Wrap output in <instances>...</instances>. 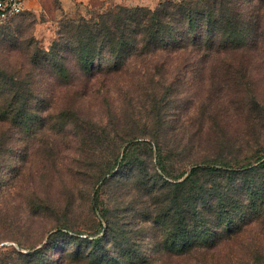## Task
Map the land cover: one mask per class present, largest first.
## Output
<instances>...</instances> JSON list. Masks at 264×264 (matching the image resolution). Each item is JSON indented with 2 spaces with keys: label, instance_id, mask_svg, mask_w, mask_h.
I'll list each match as a JSON object with an SVG mask.
<instances>
[{
  "label": "rangeland",
  "instance_id": "rangeland-1",
  "mask_svg": "<svg viewBox=\"0 0 264 264\" xmlns=\"http://www.w3.org/2000/svg\"><path fill=\"white\" fill-rule=\"evenodd\" d=\"M233 4L249 28L212 49L102 54L89 71L75 56L82 12L24 10L0 26V264H86L63 254L69 233L101 235L107 220L120 236L103 238L100 264H264V190L237 233L181 255L152 254L155 222L137 211L160 160L174 173L264 160V0Z\"/></svg>",
  "mask_w": 264,
  "mask_h": 264
},
{
  "label": "trees",
  "instance_id": "trees-1",
  "mask_svg": "<svg viewBox=\"0 0 264 264\" xmlns=\"http://www.w3.org/2000/svg\"><path fill=\"white\" fill-rule=\"evenodd\" d=\"M233 2L160 0L154 8L117 5L105 11L88 10L78 14L84 20L75 28L76 60L82 70L89 71L101 68L102 62L97 61L102 54L114 63H121L132 55L142 56L167 48L179 50L189 44L200 46L202 40L206 41L207 49H212L218 41L238 36L242 24L249 28L247 13L234 10ZM158 164V169L152 167V173L138 186L140 204L147 205L137 209L140 223L152 220L157 228L151 239L155 247L152 254L181 255L195 247L212 246L224 233L230 237L252 218L254 201L264 190L256 172L264 168V160L239 169L204 162L178 173L162 160ZM259 202L263 204L264 200L260 198ZM163 222L169 230L161 235L158 225ZM110 233L115 240L120 236L108 220L105 231L95 237L81 236L82 232L71 230L69 238L76 248L64 250L63 254L70 262L104 263L107 249L103 238Z\"/></svg>",
  "mask_w": 264,
  "mask_h": 264
},
{
  "label": "crops",
  "instance_id": "crops-1",
  "mask_svg": "<svg viewBox=\"0 0 264 264\" xmlns=\"http://www.w3.org/2000/svg\"><path fill=\"white\" fill-rule=\"evenodd\" d=\"M160 0H23L24 10L43 12L47 17L68 15L88 10L105 11L108 8L124 5L154 8ZM22 11V12H23Z\"/></svg>",
  "mask_w": 264,
  "mask_h": 264
},
{
  "label": "built area",
  "instance_id": "built-area-1",
  "mask_svg": "<svg viewBox=\"0 0 264 264\" xmlns=\"http://www.w3.org/2000/svg\"><path fill=\"white\" fill-rule=\"evenodd\" d=\"M24 9L23 0H0V26Z\"/></svg>",
  "mask_w": 264,
  "mask_h": 264
}]
</instances>
